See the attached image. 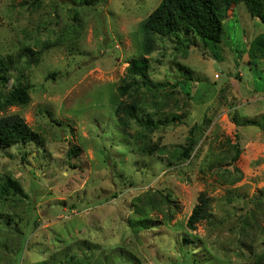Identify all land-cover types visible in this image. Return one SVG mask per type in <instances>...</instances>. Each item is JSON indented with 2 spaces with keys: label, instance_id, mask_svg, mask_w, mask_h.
<instances>
[{
  "label": "rangeland",
  "instance_id": "374dc122",
  "mask_svg": "<svg viewBox=\"0 0 264 264\" xmlns=\"http://www.w3.org/2000/svg\"><path fill=\"white\" fill-rule=\"evenodd\" d=\"M75 1L0 0V60L21 55L13 72L31 86L0 114L42 140L0 147V182L22 188L0 191V264H264V52H249L264 24L231 1L219 48L159 37L148 57L163 85L141 86L140 113L178 120L124 129L117 88L161 0ZM27 45L39 61L26 68ZM202 192L210 213L191 230Z\"/></svg>",
  "mask_w": 264,
  "mask_h": 264
},
{
  "label": "trees",
  "instance_id": "16d2710c",
  "mask_svg": "<svg viewBox=\"0 0 264 264\" xmlns=\"http://www.w3.org/2000/svg\"><path fill=\"white\" fill-rule=\"evenodd\" d=\"M103 1L80 0V5L97 6ZM231 1L236 4L244 3L249 13L253 17L259 18L264 24V0H161L158 6L141 22L140 32L143 35L141 56L131 60L127 75L117 88L121 101L115 114L124 129H127L130 123H136L140 127L152 130L178 120L175 116L172 117V120L168 118L156 120L150 114L142 115L140 113L139 91L141 86L144 84L148 88H160L163 85L151 79L148 56L156 47L159 37H167L175 41L179 45L177 49L197 45L198 41L202 42L205 47L219 48V44L225 36V15L231 6ZM28 47L26 50L30 51L31 55L26 61V68L31 64V61H39V58L34 57L37 52ZM249 52L251 58H257L258 53L264 52V33L252 41ZM215 56L218 57L217 54ZM19 59H21V55L18 60L11 58L0 60V112L6 111L10 106H27L31 102V86L22 78L25 76L24 71L18 68L16 75L13 72L16 67L15 63ZM184 71L188 76L186 80H181L178 84L188 86L189 81L193 80L192 72L187 67L184 68ZM13 76L15 77L14 82L8 89V83ZM32 142L42 144L38 132L33 130L21 115L17 113L0 114V147L8 148ZM194 147L195 143L191 140L188 146L183 147L184 151L180 152L179 156L190 157ZM79 151L78 148H71L69 155L79 154ZM0 191L16 195L22 193V188L18 182L7 178L0 182ZM210 209L211 198L206 195V192H202L188 218L187 227L195 230L197 225L209 216ZM138 224L139 227H147L146 224ZM74 257L69 255V259Z\"/></svg>",
  "mask_w": 264,
  "mask_h": 264
}]
</instances>
